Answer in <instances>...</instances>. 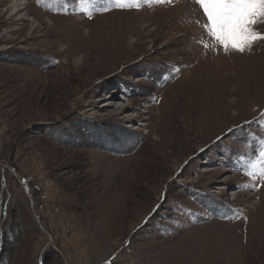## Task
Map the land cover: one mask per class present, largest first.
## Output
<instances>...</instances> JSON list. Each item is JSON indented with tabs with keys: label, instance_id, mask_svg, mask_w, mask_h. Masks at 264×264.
Instances as JSON below:
<instances>
[{
	"label": "rangeland",
	"instance_id": "obj_1",
	"mask_svg": "<svg viewBox=\"0 0 264 264\" xmlns=\"http://www.w3.org/2000/svg\"><path fill=\"white\" fill-rule=\"evenodd\" d=\"M11 1L0 264H264V40L225 53L195 0Z\"/></svg>",
	"mask_w": 264,
	"mask_h": 264
},
{
	"label": "snow or ice",
	"instance_id": "obj_2",
	"mask_svg": "<svg viewBox=\"0 0 264 264\" xmlns=\"http://www.w3.org/2000/svg\"><path fill=\"white\" fill-rule=\"evenodd\" d=\"M156 2L171 3L172 0H156ZM80 3L86 5L93 3V0H80ZM195 4L198 5L204 18L201 27L225 53L229 51L243 53L246 49L250 50L254 42L264 40V33L255 29L256 25L264 23V0H195ZM115 6L130 8L134 5L117 2ZM97 10L109 9L105 5ZM261 118H264V114ZM241 160L243 162L242 157ZM248 163L253 169L249 174L253 175L254 179H264V148L260 150L254 161L250 160ZM164 197L166 193H162V198Z\"/></svg>",
	"mask_w": 264,
	"mask_h": 264
},
{
	"label": "bare ground",
	"instance_id": "obj_3",
	"mask_svg": "<svg viewBox=\"0 0 264 264\" xmlns=\"http://www.w3.org/2000/svg\"><path fill=\"white\" fill-rule=\"evenodd\" d=\"M11 3H12V5H11V7H12V9L11 10H13V11H9V12H7V13H9V19L10 18H13V17H17L18 15H19V13L22 11V10H25L26 8H24V7H21L22 5H21V3H19V0H13V1H11ZM6 13V14H7ZM12 31V30H11ZM75 53V52H74ZM244 94V93H243ZM105 104H107V103H105ZM110 104V103H109ZM108 104V105H109ZM261 203H263V201H261Z\"/></svg>",
	"mask_w": 264,
	"mask_h": 264
}]
</instances>
